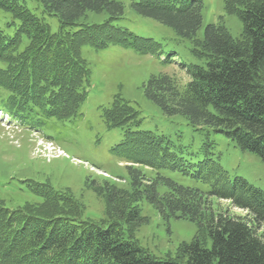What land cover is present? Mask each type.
Segmentation results:
<instances>
[{
	"label": "trees",
	"instance_id": "16d2710c",
	"mask_svg": "<svg viewBox=\"0 0 264 264\" xmlns=\"http://www.w3.org/2000/svg\"><path fill=\"white\" fill-rule=\"evenodd\" d=\"M36 1L44 14L59 20L58 32L53 33L22 0H0V9L19 22L14 37L0 27V62L6 63L0 68V106L16 119L40 123L81 115L91 88L84 46L96 51L116 46L143 55L164 54L153 38L115 24L124 18L125 0ZM129 2L138 15L174 29L183 39L195 37L203 26L202 0ZM225 5L241 20L242 38H233L217 24L208 25L203 50L197 55L204 64H184L191 77L185 88L161 74L144 85L145 96L166 116L186 117L194 127L212 129L264 160V0H226ZM88 13H107L108 19L102 24L82 22ZM23 37L29 42L20 51ZM171 56L163 62L171 63ZM103 117L108 129L124 132L113 151L129 164L131 179V195L116 190L108 195L116 220L85 221L81 205L70 192L23 181L42 202L11 210L0 200V264H264V238L249 221L231 215H219L206 225L210 248L195 238L183 244L175 258L164 261L143 249L122 225L146 223L133 206L144 198L165 219H187L203 228V207L215 196L252 211L258 223L264 220V191L244 178L231 179L212 157L213 142L187 159L169 150V137L136 129L139 113L121 96L103 110ZM137 167L151 168L154 180H146ZM167 172H178L208 185L209 190L185 186Z\"/></svg>",
	"mask_w": 264,
	"mask_h": 264
},
{
	"label": "rangeland",
	"instance_id": "374dc122",
	"mask_svg": "<svg viewBox=\"0 0 264 264\" xmlns=\"http://www.w3.org/2000/svg\"><path fill=\"white\" fill-rule=\"evenodd\" d=\"M203 26L191 39L179 37L176 31L161 23L138 15L125 0L124 18L116 25L136 35L153 38L163 46L160 55H143L129 48L110 46L96 51L84 46L82 54L91 70V88L88 99L80 110V116L66 120H43L40 123L27 122L12 117L0 106V200L15 210L26 204L41 203L42 199L27 190L23 181L31 180L51 185L56 191L70 192L83 209V220L100 224L116 220L110 212L108 195L113 190L131 195L129 165L113 148L123 141V130L106 127L103 110L112 106L114 98L121 96L139 113L140 124L136 129L152 131L169 137V150L185 158L201 152L210 142L213 159L219 162L231 179L244 178L248 183L264 191V160L259 156L239 149L222 134L209 128L194 127L183 116H166L152 101L146 98L144 85L152 76L168 75L181 89L191 81L185 71L187 67L202 66L204 60L197 55L202 49L205 28L210 24L223 27L237 40L242 38L241 20L226 9V0H202ZM31 12L49 24L53 33L59 31L56 17L44 14L43 7L36 0H22ZM108 19L107 13H88L82 20L88 24H102ZM16 24V25H14ZM19 22L11 14L0 9V27L11 37L16 35ZM20 51L28 45L23 37ZM173 61L164 63L167 55ZM6 63L0 62V68ZM146 180H154L151 168L137 167ZM166 175L185 185L208 191L209 186L182 177L178 172ZM147 219L141 225H122L130 231L139 245L157 260L175 258L180 247L195 238L205 247L212 243L206 225L219 215H231L249 221L264 238V220H256L252 211L243 209L230 199L208 198L203 207L202 223L187 219H165L146 199L133 205ZM118 207L124 205L119 201Z\"/></svg>",
	"mask_w": 264,
	"mask_h": 264
}]
</instances>
